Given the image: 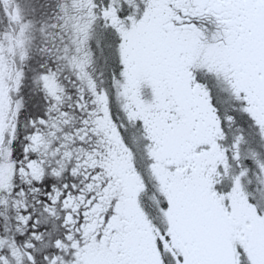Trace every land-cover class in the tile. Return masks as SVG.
Masks as SVG:
<instances>
[{"label": "snow or ice", "instance_id": "6c2138e0", "mask_svg": "<svg viewBox=\"0 0 264 264\" xmlns=\"http://www.w3.org/2000/svg\"><path fill=\"white\" fill-rule=\"evenodd\" d=\"M0 264H264V0H0Z\"/></svg>", "mask_w": 264, "mask_h": 264}]
</instances>
